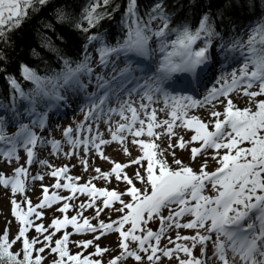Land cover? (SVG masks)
Instances as JSON below:
<instances>
[{"label": "snow or ice", "instance_id": "obj_1", "mask_svg": "<svg viewBox=\"0 0 264 264\" xmlns=\"http://www.w3.org/2000/svg\"><path fill=\"white\" fill-rule=\"evenodd\" d=\"M183 7L0 0V264H264V0L205 5L198 17L189 0L181 19ZM234 8L246 15L234 18ZM117 14L113 41L102 22ZM33 20L39 50L17 44ZM69 33L84 38L78 54ZM70 111L83 119L54 123ZM113 145L127 162L105 155ZM45 148L95 175L81 183L68 164L39 159ZM96 158L110 170L92 168ZM37 162L47 171L31 174Z\"/></svg>", "mask_w": 264, "mask_h": 264}, {"label": "rangeland", "instance_id": "obj_2", "mask_svg": "<svg viewBox=\"0 0 264 264\" xmlns=\"http://www.w3.org/2000/svg\"><path fill=\"white\" fill-rule=\"evenodd\" d=\"M237 66L239 67V65H237ZM228 71H231V69H228ZM90 91H91V89H90ZM232 95H233V97H235V98H237L239 100L240 104H243L244 106H247V104L245 103V98L241 97L239 93L234 92ZM157 106H158L157 108H159L162 105L161 104H157ZM193 114L200 115V116L204 117L206 115V110H198V111L194 112ZM158 116H159L160 119L166 118L164 116V114H162V113H158ZM82 118H83V115L79 114L78 115V119H82ZM116 119H119V118L117 117ZM70 123H71L70 119L66 118L60 124H62L63 126H68ZM158 131H160V130H158ZM54 137H55V139H62L61 131L55 132L54 133ZM105 138L107 139L108 137L106 136ZM129 143H130V140H129ZM68 147L69 146L65 143L63 145V150L67 151ZM117 147H118L117 145H113L112 147L105 146V155H108L112 160H115L116 162H127V159L124 156L122 149H120L119 152L114 151V148H117ZM136 154H137L136 150H133V155H136ZM20 155L22 157L21 163H23L24 153H20ZM38 158L39 159H48L49 163H51V164H53L55 166H62V165L68 164L70 169H71L70 172H69V175H72V176H81L82 175L83 169H82L81 166H79L78 161L75 158H72L71 160H69L67 157H64L63 155H61V156H59L57 158L55 156L50 155L49 148H45L42 151H40ZM209 164H210L209 170H214V166H215L214 162L209 160ZM72 165H77V166L76 167H72ZM96 166L101 167L102 171L110 170V163L109 162H102V161H100L99 158H96L95 162L91 163V167L92 168H94ZM5 171H7L10 174L11 169H5ZM37 171L46 172L47 169H40L38 167V162H37V163H34L31 166L30 173L31 174H35ZM90 175H95V173L92 172V171H89L88 173L83 174L82 175V179H81L80 182L81 183L85 182L88 179V176H90ZM54 182H55L54 179L46 176L44 181H43V184L49 186L50 191H51L52 190L51 189V184H53ZM95 183H96L97 187H103L104 186V183L102 181L98 180V181H95ZM40 184H41L40 181L35 182V185H34V189L35 190L31 191L29 193V195L33 199L34 203L37 202V200H36L37 196H40L42 194L41 191H40ZM111 186L112 187L115 186V181L112 182ZM122 186L123 185H121V187ZM2 194H3V189H0V196H2ZM60 194L61 195H68V193L66 191H61ZM86 199H87L86 197L80 195V196H78V199L75 201V203L78 204L81 201H84ZM0 207H4L6 209L5 202L2 199H0ZM69 214L71 215V214H75V213L74 212H70ZM92 214H93V210H86L85 211V215H89L90 216ZM45 215H46V217H50L52 215V212H46ZM103 218H105V220H107V213H105ZM112 218L114 219L115 217L113 216ZM44 222L47 223L49 221L47 219H45ZM150 226L153 228V230L158 229L160 227L158 221L156 223H151ZM0 227H3V216H0ZM70 230L71 229L69 228V231ZM168 234L169 233H166V236ZM170 234L174 238L175 230H173ZM181 234L182 235H189V234H192V233L189 232L188 230H181ZM115 239H116V237L114 235H109L108 236V240L104 241V243L108 244L109 241H113ZM163 243H167V239L166 238L163 239ZM112 246L115 247V245H112ZM196 254H198V248L194 250V255H196Z\"/></svg>", "mask_w": 264, "mask_h": 264}, {"label": "trees", "instance_id": "obj_3", "mask_svg": "<svg viewBox=\"0 0 264 264\" xmlns=\"http://www.w3.org/2000/svg\"><path fill=\"white\" fill-rule=\"evenodd\" d=\"M78 2H84V0H78ZM123 3L124 0H121ZM152 0H140L141 5L144 4H150ZM225 0H196V15L197 17L200 15V10L205 6V5H211V10L215 12L223 3ZM235 3L236 0H233ZM241 3H246V0H240ZM168 3L175 4L177 8H179L181 5H183V10L179 13V16L181 19H183L187 14H188V3L189 0H168ZM233 12V17H243L246 15V10L241 11L238 8H234L232 10ZM119 20V14H117L115 20L108 21L105 20L102 22V28L103 29H109L111 33V37L113 41L116 39V37L119 35V32L117 28L115 27L116 22ZM244 23H248V20L245 19L243 21ZM193 23H198V20H193ZM36 27V21L33 20L29 24H26L23 29H21L18 33H16V39H17V44L18 46H23L24 44H29L32 47H38V41L34 35V29ZM69 38V50L73 54H78L80 52L81 46L84 43V38L81 34L79 33H69L68 34ZM50 58V56H49ZM30 62L33 66H36L37 64L40 63V61L29 58ZM16 68V64L12 65V69L14 70ZM8 86L6 82L0 78V98H2L5 102H7V97H8Z\"/></svg>", "mask_w": 264, "mask_h": 264}, {"label": "bare ground", "instance_id": "obj_4", "mask_svg": "<svg viewBox=\"0 0 264 264\" xmlns=\"http://www.w3.org/2000/svg\"><path fill=\"white\" fill-rule=\"evenodd\" d=\"M234 66V65H233Z\"/></svg>", "mask_w": 264, "mask_h": 264}]
</instances>
